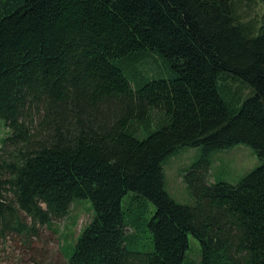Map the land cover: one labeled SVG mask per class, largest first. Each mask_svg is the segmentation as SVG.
<instances>
[{"label":"trees","instance_id":"trees-1","mask_svg":"<svg viewBox=\"0 0 264 264\" xmlns=\"http://www.w3.org/2000/svg\"><path fill=\"white\" fill-rule=\"evenodd\" d=\"M240 1L0 0L1 234L33 236L89 198L67 264H197L190 233L198 264H264V21ZM239 143L262 164L211 182ZM185 146L202 148L183 175L194 203L166 188Z\"/></svg>","mask_w":264,"mask_h":264},{"label":"rangeland","instance_id":"rangeland-1","mask_svg":"<svg viewBox=\"0 0 264 264\" xmlns=\"http://www.w3.org/2000/svg\"><path fill=\"white\" fill-rule=\"evenodd\" d=\"M238 4V13L242 20L262 24L264 3L261 0H245ZM158 68L157 64L147 67L149 73L156 76ZM161 117L158 120L156 117L155 121L147 126H139L138 132L141 131L139 135L145 136L160 127L163 121ZM9 133L10 129L0 118V147ZM201 151L202 148L199 146L181 147L164 161L166 188L179 202L194 203V197L191 196L183 175L184 169L191 167L200 158ZM212 160L210 181L228 182L233 185L238 184L243 177L262 164L253 146L247 143H239L229 149L217 151ZM132 195L133 192L127 194L124 200L131 198ZM142 205L146 211L142 213L140 207L136 212L151 218L155 210L153 203L145 200ZM93 217L92 201L89 198H76L65 217L54 218L50 226L38 224V233L33 236L29 237L15 231L5 234L0 232V264H67L66 258L70 257L78 234ZM27 222L32 223L30 218ZM143 235L145 237L150 234L143 232ZM189 244V256L198 264L200 243L192 233L189 234Z\"/></svg>","mask_w":264,"mask_h":264}]
</instances>
